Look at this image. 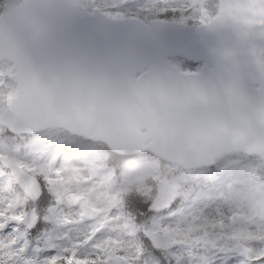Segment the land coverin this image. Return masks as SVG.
Returning <instances> with one entry per match:
<instances>
[{
    "label": "water",
    "instance_id": "1",
    "mask_svg": "<svg viewBox=\"0 0 264 264\" xmlns=\"http://www.w3.org/2000/svg\"><path fill=\"white\" fill-rule=\"evenodd\" d=\"M218 3L209 23L181 25L80 14L78 0H7L0 58L13 61L19 95L1 122L15 133L60 126L185 168L235 150L264 159V0ZM175 55L202 61L200 72L169 66ZM175 189L161 180L150 207Z\"/></svg>",
    "mask_w": 264,
    "mask_h": 264
},
{
    "label": "rangeland",
    "instance_id": "2",
    "mask_svg": "<svg viewBox=\"0 0 264 264\" xmlns=\"http://www.w3.org/2000/svg\"><path fill=\"white\" fill-rule=\"evenodd\" d=\"M3 1L0 0V6ZM81 5L90 12L97 9L110 17L149 20L173 17L193 24L207 22L212 17L216 0H81ZM161 7L176 10L154 11ZM172 63L185 72L199 68L198 64L177 59ZM12 73V65L0 61V114L16 94ZM2 127L0 155L26 165L29 173L39 175L41 182L63 203L77 200L104 213L128 215L138 232L136 242L154 264H198L204 260L211 264H264V260L216 251L238 244L264 243V165L258 157L232 153L218 158L208 168L182 169L140 155L119 162L114 172L103 163L107 151L96 143L71 138L58 129L12 136ZM161 177L179 186L171 205L173 211L142 212L143 219L137 223L121 200L127 196L126 199L148 204ZM147 230L157 231L166 241L177 245L155 252L143 240ZM199 234H207V244L192 241ZM26 239V257L44 258L53 254L40 237L29 234Z\"/></svg>",
    "mask_w": 264,
    "mask_h": 264
},
{
    "label": "snow or ice",
    "instance_id": "3",
    "mask_svg": "<svg viewBox=\"0 0 264 264\" xmlns=\"http://www.w3.org/2000/svg\"><path fill=\"white\" fill-rule=\"evenodd\" d=\"M169 10L176 9H154L158 13ZM29 171L24 164L0 157V264H154L136 242L138 232L128 215L104 213L77 200L63 203L46 183L28 175ZM149 208L134 200L126 211L138 223L143 219L140 213ZM173 209L174 205L161 211L170 213ZM29 234L40 237L53 254L26 257ZM144 236L157 248L177 245L158 242L150 230ZM221 250H232L249 260H264V243L238 244L216 251Z\"/></svg>",
    "mask_w": 264,
    "mask_h": 264
},
{
    "label": "trees",
    "instance_id": "4",
    "mask_svg": "<svg viewBox=\"0 0 264 264\" xmlns=\"http://www.w3.org/2000/svg\"><path fill=\"white\" fill-rule=\"evenodd\" d=\"M129 201V200H128ZM128 203H131L130 201Z\"/></svg>",
    "mask_w": 264,
    "mask_h": 264
}]
</instances>
